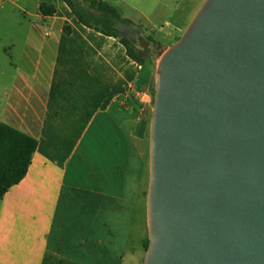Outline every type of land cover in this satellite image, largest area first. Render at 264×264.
I'll list each match as a JSON object with an SVG mask.
<instances>
[{"label":"crops","instance_id":"1","mask_svg":"<svg viewBox=\"0 0 264 264\" xmlns=\"http://www.w3.org/2000/svg\"><path fill=\"white\" fill-rule=\"evenodd\" d=\"M22 2L14 7L27 24L13 26L17 39L3 48L15 83L0 88V124L38 147L0 200V264H42L47 253L120 264L139 204L147 208L150 60L136 62L119 39L80 24L63 0ZM42 2L54 15L41 13Z\"/></svg>","mask_w":264,"mask_h":264},{"label":"water","instance_id":"2","mask_svg":"<svg viewBox=\"0 0 264 264\" xmlns=\"http://www.w3.org/2000/svg\"><path fill=\"white\" fill-rule=\"evenodd\" d=\"M150 48L143 264H264V0H206L159 61Z\"/></svg>","mask_w":264,"mask_h":264},{"label":"rangeland","instance_id":"3","mask_svg":"<svg viewBox=\"0 0 264 264\" xmlns=\"http://www.w3.org/2000/svg\"><path fill=\"white\" fill-rule=\"evenodd\" d=\"M205 1L109 0L122 16L131 19L136 24H141L144 28L141 29L143 33L160 42L159 47L154 51V54L159 57L158 61L160 60V53L168 49L182 36ZM14 2L15 0H0V88L10 87L15 83L12 76L13 67L11 64L13 62L8 59V54L4 52L3 48L12 45L17 39V33L13 26L27 24L26 15L14 7L16 4L24 7L22 0ZM177 17H181V24H175L174 19ZM146 57L150 60L156 82L155 59L150 54ZM153 94L149 109L150 117L153 110ZM142 198L146 201V192L142 193ZM147 238V208L146 203L144 205L142 201L139 204L133 228L128 238L127 252L120 254L123 257L120 264H143L146 254L144 240Z\"/></svg>","mask_w":264,"mask_h":264},{"label":"trees","instance_id":"4","mask_svg":"<svg viewBox=\"0 0 264 264\" xmlns=\"http://www.w3.org/2000/svg\"><path fill=\"white\" fill-rule=\"evenodd\" d=\"M63 1L80 24L106 36L119 39L121 44L126 47L127 55L131 59L142 65L146 64V57L139 54L131 41L114 27L115 21L132 23V21L122 18L114 6L101 0H84L86 7L81 6L79 0ZM90 9L94 12H91ZM40 11L44 16H52L55 13L54 7L45 2L40 4ZM149 39L152 40V37H149ZM37 147L38 141L34 137L5 123L0 124V200L10 188L19 184L25 178ZM148 244L149 240L147 238L144 240L145 249H147ZM42 264L77 263L47 253Z\"/></svg>","mask_w":264,"mask_h":264},{"label":"flooded vegetation","instance_id":"5","mask_svg":"<svg viewBox=\"0 0 264 264\" xmlns=\"http://www.w3.org/2000/svg\"><path fill=\"white\" fill-rule=\"evenodd\" d=\"M91 12H94L93 10L90 9ZM99 14V13H97ZM119 21H115L114 22V27L116 28V26L118 25ZM124 25H128V23L122 22ZM139 32V31H138ZM131 43L133 44L134 48L137 50V52L141 55L147 56L150 54L151 52V48H153V51L156 50L157 47H159L158 44H156L153 40L147 38L145 36V38H140L138 40L134 39V37L132 38V40H130ZM137 44H141L143 46V50L139 49L137 47Z\"/></svg>","mask_w":264,"mask_h":264}]
</instances>
